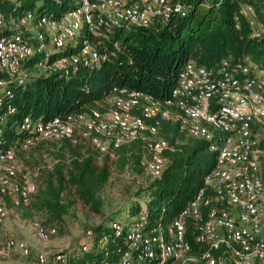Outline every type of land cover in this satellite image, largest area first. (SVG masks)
<instances>
[{
    "label": "built area",
    "instance_id": "built-area-1",
    "mask_svg": "<svg viewBox=\"0 0 264 264\" xmlns=\"http://www.w3.org/2000/svg\"><path fill=\"white\" fill-rule=\"evenodd\" d=\"M190 5L191 0H77L59 17L33 11L6 16L0 10V228L10 211L27 206L37 191L36 170L20 157L41 141L59 143L79 134L99 158L116 157L121 146L139 141L140 164L152 180L167 167L173 149L158 135L161 120L179 124L216 152L203 187L169 223L153 224L143 215L115 219L105 230L87 229L79 246L32 257L26 241L8 237L0 264H21L12 259L15 253L27 264H70L101 249L99 263L84 264H108L106 246L116 239L121 247L113 264H264V66L248 57L223 59L215 68L188 61L163 101L114 88L102 109L47 120L16 117L11 83L99 66L108 54L91 39L116 28L157 26L185 16ZM239 19L247 22L250 38L264 43V0L240 4ZM33 226L42 239L55 233L40 222Z\"/></svg>",
    "mask_w": 264,
    "mask_h": 264
},
{
    "label": "trees",
    "instance_id": "trees-1",
    "mask_svg": "<svg viewBox=\"0 0 264 264\" xmlns=\"http://www.w3.org/2000/svg\"><path fill=\"white\" fill-rule=\"evenodd\" d=\"M247 1L191 0L185 16H171L157 26L116 28L107 36L91 39L99 52L108 54L99 66H78L73 72L57 71L49 76L28 75L21 83H11L16 117L30 115L47 120L102 109L114 88L146 92L163 101L170 96L188 61L215 68L223 59L237 62L248 57L264 66V43L250 38L244 19L235 20L239 5ZM76 3L0 0V10L6 16L33 11L59 17ZM158 135L173 148L167 152L169 163L147 186L143 205L130 207L127 214L143 215L153 224H167L203 187L205 175L215 166L216 152L209 150V142L188 136L179 124L169 120H161ZM143 152L142 143L135 141L121 146L116 157L99 158L92 142L79 134L59 143L41 141L24 153L32 158L23 160L36 170L37 184L27 206L46 215L47 222L61 219L75 202L98 213L99 193L113 174L127 168L140 172ZM112 220L115 218L107 223ZM105 225L92 228L102 231ZM188 238L193 244L190 235ZM115 242L106 246L108 264L116 261L121 247L118 239ZM104 252L101 249L98 254H84L70 264H84L91 259L99 263Z\"/></svg>",
    "mask_w": 264,
    "mask_h": 264
},
{
    "label": "rangeland",
    "instance_id": "rangeland-1",
    "mask_svg": "<svg viewBox=\"0 0 264 264\" xmlns=\"http://www.w3.org/2000/svg\"><path fill=\"white\" fill-rule=\"evenodd\" d=\"M20 159L24 164L23 159L32 160L28 153ZM44 159L46 163H49L48 157ZM27 167L30 171L32 170V166L27 165ZM151 180L144 169L135 172L127 168L123 172H115L108 185L99 193L98 213L90 211L80 202H75L61 219L47 222L46 215L29 206L14 209L0 228V247L8 237L22 239L30 246L32 257L37 252L51 254L67 246H79L85 239L83 235L87 229L107 224L108 220L114 218L122 221L127 218L133 219V216H128V209L143 205L147 199L146 188ZM34 222L54 228L55 233L47 239L39 238L33 226ZM12 259L21 264H27V260L17 253L12 256Z\"/></svg>",
    "mask_w": 264,
    "mask_h": 264
},
{
    "label": "crops",
    "instance_id": "crops-1",
    "mask_svg": "<svg viewBox=\"0 0 264 264\" xmlns=\"http://www.w3.org/2000/svg\"><path fill=\"white\" fill-rule=\"evenodd\" d=\"M11 211H12V210H11ZM11 211H10V212H11Z\"/></svg>",
    "mask_w": 264,
    "mask_h": 264
}]
</instances>
